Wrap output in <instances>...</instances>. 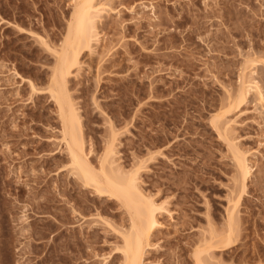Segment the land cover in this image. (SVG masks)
<instances>
[{"label": "rangeland", "instance_id": "rangeland-1", "mask_svg": "<svg viewBox=\"0 0 264 264\" xmlns=\"http://www.w3.org/2000/svg\"><path fill=\"white\" fill-rule=\"evenodd\" d=\"M97 4L99 44L67 88L92 166L112 147L164 209L144 264H264V100L236 98L250 75L264 95V0ZM73 5L0 0V264L124 261L128 211L74 172L47 91Z\"/></svg>", "mask_w": 264, "mask_h": 264}, {"label": "bare ground", "instance_id": "bare-ground-1", "mask_svg": "<svg viewBox=\"0 0 264 264\" xmlns=\"http://www.w3.org/2000/svg\"><path fill=\"white\" fill-rule=\"evenodd\" d=\"M73 2L65 40L57 49L52 50L56 63L47 91L58 107L62 123L61 140L65 145L74 172L86 185L94 188L100 195L120 201L128 211L129 227L119 233L122 240L119 251L123 254V264H144L146 253L152 248V236L160 226L158 216L164 209L160 208L161 206L158 207L142 191L139 185L138 169L137 172L135 171L136 173L128 174L113 168L114 162L111 160L115 154L112 147H110L107 157L102 159L98 169L92 166L85 153L80 111L68 91L67 79L72 74V68L80 65L81 54L84 51L92 53L94 46L99 44L97 25L103 20L105 5L97 4V0H73ZM249 64L252 65L254 62ZM240 81L241 89L236 98L246 99L255 92L261 99L260 102H263L262 90L251 75L249 78L242 77ZM232 123L233 121L228 120L224 122L223 126L226 131L231 130ZM234 158L241 174L242 183H240L245 190L247 181L253 172L252 164L240 152H236ZM236 206L237 204L234 205V207ZM230 225L229 235L221 238L220 244L223 243L227 246L231 244V235L234 230L232 231L233 223ZM203 254L204 252H199L200 257Z\"/></svg>", "mask_w": 264, "mask_h": 264}]
</instances>
